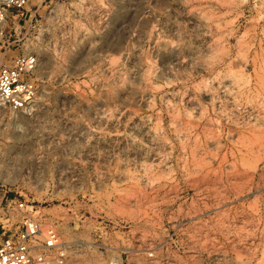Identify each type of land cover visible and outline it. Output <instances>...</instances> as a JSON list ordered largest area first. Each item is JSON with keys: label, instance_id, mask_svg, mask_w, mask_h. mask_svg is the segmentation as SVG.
<instances>
[{"label": "rangeland", "instance_id": "374dc122", "mask_svg": "<svg viewBox=\"0 0 264 264\" xmlns=\"http://www.w3.org/2000/svg\"><path fill=\"white\" fill-rule=\"evenodd\" d=\"M27 12L36 97L0 109V200L72 264H264V0Z\"/></svg>", "mask_w": 264, "mask_h": 264}, {"label": "built area", "instance_id": "2783aa9c", "mask_svg": "<svg viewBox=\"0 0 264 264\" xmlns=\"http://www.w3.org/2000/svg\"><path fill=\"white\" fill-rule=\"evenodd\" d=\"M31 2L0 0V109L12 112H26L36 97L33 76L39 58L25 52L11 57L24 46ZM76 249L54 224L33 216L25 200H0V264H72Z\"/></svg>", "mask_w": 264, "mask_h": 264}, {"label": "bare ground", "instance_id": "6f19581e", "mask_svg": "<svg viewBox=\"0 0 264 264\" xmlns=\"http://www.w3.org/2000/svg\"><path fill=\"white\" fill-rule=\"evenodd\" d=\"M118 70V69H117ZM120 71V70H119ZM116 73H118L117 71H116ZM120 73V72H119ZM120 75V74H119Z\"/></svg>", "mask_w": 264, "mask_h": 264}]
</instances>
